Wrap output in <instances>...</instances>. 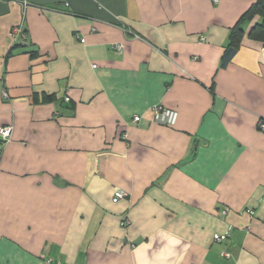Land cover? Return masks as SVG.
<instances>
[{
	"label": "crops",
	"instance_id": "obj_1",
	"mask_svg": "<svg viewBox=\"0 0 264 264\" xmlns=\"http://www.w3.org/2000/svg\"><path fill=\"white\" fill-rule=\"evenodd\" d=\"M254 3L0 0V264H264L257 18L221 66Z\"/></svg>",
	"mask_w": 264,
	"mask_h": 264
},
{
	"label": "built area",
	"instance_id": "obj_2",
	"mask_svg": "<svg viewBox=\"0 0 264 264\" xmlns=\"http://www.w3.org/2000/svg\"><path fill=\"white\" fill-rule=\"evenodd\" d=\"M217 1L218 0H211V2H213V3H217ZM26 5H27V3H26V1H24L23 6H26ZM11 36L13 38V42L15 45H24L27 43L26 42V36H25L21 26L14 27L11 30ZM79 41L81 43H84L85 40L83 38H79ZM113 48L118 50V51L122 50V46H120V45H116ZM2 97L7 98V95L5 92H2ZM65 101H68V98H65ZM151 113H152V118H153L154 123H156L158 125H162V126L172 128L175 126V124L177 122L178 113L175 110L165 108L162 105L153 106L151 108ZM139 120H140V117L135 116V117H133L132 122L138 123ZM257 130L262 136H264V120L258 121ZM12 133H13V127L12 126H1L0 127V157H1L4 146L8 142L11 141ZM121 139L123 141L127 142L128 135L126 132L121 134ZM113 198L115 200L126 199V198H128V194L121 189H116L114 191ZM221 214L224 215L225 212H222ZM250 214H252V213L250 212ZM119 226L123 229H126L130 226V221L127 218V216H124L120 220ZM229 236H230L229 231H227L223 235H214L213 241L214 242H221L222 240H224L225 238H228Z\"/></svg>",
	"mask_w": 264,
	"mask_h": 264
},
{
	"label": "trees",
	"instance_id": "obj_3",
	"mask_svg": "<svg viewBox=\"0 0 264 264\" xmlns=\"http://www.w3.org/2000/svg\"><path fill=\"white\" fill-rule=\"evenodd\" d=\"M257 18L248 30L247 37L260 42L264 46V0H255V3L241 16L236 25L231 28L228 43L221 58V66L225 67L239 50L241 41L245 35L247 26Z\"/></svg>",
	"mask_w": 264,
	"mask_h": 264
}]
</instances>
